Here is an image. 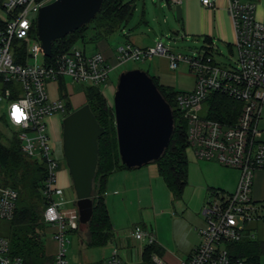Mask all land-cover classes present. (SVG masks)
Returning <instances> with one entry per match:
<instances>
[{"label":"built area","instance_id":"2783aa9c","mask_svg":"<svg viewBox=\"0 0 264 264\" xmlns=\"http://www.w3.org/2000/svg\"><path fill=\"white\" fill-rule=\"evenodd\" d=\"M55 0H0L6 18H0V126L12 127L23 154L43 163L46 176L43 192L47 197L42 216L46 225L54 227L52 237L57 243L52 264H67L64 245L68 234L79 228L76 207H63L65 199L56 188L58 160L50 145L47 119L53 114L69 113L65 100L52 98L49 83H57L66 92V83L87 86L107 84L108 74L127 61H145L152 56L168 58L169 67L177 69L185 63L194 74V85L189 90H178L176 107L187 120V143L198 159L214 160L239 171L236 188L232 192L211 190L200 213L203 226L198 229L199 242L192 253L180 264H249L233 257L230 244L244 238L253 239V223L264 217V204L252 197L256 171H264V142L258 118L264 101V22L256 18V4L252 1L227 0V11L234 29L236 59L220 65L211 52L204 50L193 55H175L161 42L153 46L137 47L130 42L120 44L109 63L100 51L91 53L75 45L52 58L46 56L36 33L37 14L43 6ZM175 3L181 0H172ZM213 6L212 0H201ZM35 29V31H34ZM25 50L23 61H18L20 48ZM42 56L44 61H38ZM33 58L30 63L28 60ZM62 83L63 89L60 84ZM101 89V88H100ZM214 93L223 94L241 103L233 123L198 115L195 110ZM27 102L24 104L23 102ZM20 104L28 113V120L15 124L9 116L10 107ZM18 191L6 185L0 176V219L14 217ZM138 241L137 252L142 256L145 246L155 244L153 233L142 226L131 232ZM146 242V243H145ZM145 243V245H143ZM118 249L103 259L102 264H127L117 254ZM153 264H167L155 253ZM0 264H22V259L10 253L9 239L0 235Z\"/></svg>","mask_w":264,"mask_h":264},{"label":"rangeland","instance_id":"374dc122","mask_svg":"<svg viewBox=\"0 0 264 264\" xmlns=\"http://www.w3.org/2000/svg\"><path fill=\"white\" fill-rule=\"evenodd\" d=\"M161 3L162 0H134L135 8L132 18L126 24L124 23L120 30L106 36L109 43L112 46H115L117 41L122 44L126 43L123 34L124 27L127 24L128 26L135 25L144 17L148 21V26L143 25L142 32L132 34V40L136 45L145 46L153 43L155 39H158L159 42L167 46L170 52L175 55H193L197 53L196 49H199V52H203L204 49L200 48L202 44L201 40L188 38L182 34H165L172 15L168 13L169 11L166 7H161ZM166 17H168V23L163 21ZM0 18H6V13L2 9H0ZM231 30L232 34L230 33V37L234 39L233 27ZM94 32L93 25L87 26L84 30L85 37L83 39L79 38L75 46L89 52L93 48L92 41H89V39ZM220 49V54L214 53L213 55L215 62L220 65H225L236 59L237 52L235 48L227 50V48L220 46ZM147 60L127 61L109 72L106 82L114 84V89L107 98L109 105L113 106V96L120 72L130 69L146 71ZM28 61L32 63L34 59L30 58ZM38 61L43 62V57L39 56ZM180 65H183V63ZM52 83H49L50 96L57 98L60 97V93L63 95V90L60 91L58 89L57 83H53L55 86ZM85 86L84 83H70L69 79H67L65 93L67 92L69 94V100H71L72 105L73 100L75 102V100L85 99ZM54 87L55 91L53 89ZM100 88L104 95L105 87L101 85ZM53 93L54 95H52ZM3 106L4 102L1 101L0 112ZM208 107L209 102L205 101L195 110V113L204 115ZM58 115L61 122L65 115ZM13 130L12 127L5 128L0 126V137L5 142H8V139L12 138ZM259 140L264 142V132L262 133V137H259ZM50 145L53 150V155L58 160L57 171L66 169L61 139L58 141L51 139ZM186 156L188 161L187 185L184 187L180 198L173 199V196L161 178L158 177L154 163H148L141 169H136L133 172L140 174V177L137 180L138 183L136 184L135 191L130 192L131 194L129 193V197L125 198L124 202L114 204V202L109 201L108 203L107 211L113 227L112 238L101 246H86L84 241H82L85 239L86 231L85 227L81 225L77 231L68 234L69 242H66L64 245L67 264H98L114 248L118 249V256L128 264H142L140 255H135L138 241L131 234L136 225L145 226L147 230L154 233L153 235L163 250V258L169 264H180V261L184 259V253L181 252V248L183 246L197 245L200 238L196 232V228L189 224L187 220H183L182 216L187 217L186 213L197 212L202 201H206L213 188H217L219 185L231 188L239 178L238 171L231 167L221 165L214 160L198 159L189 146L186 148ZM72 190L73 188L61 189L58 191V194H61L64 199H69L72 197ZM17 204H19V200ZM69 204L65 205V207L70 206ZM184 208H187V212L182 214ZM252 226L255 228L253 229V239L261 238L263 230L260 226V221L253 223ZM10 228V220L0 219V235L6 237ZM124 235L126 238H124L123 242L118 243V239ZM246 239L244 238L243 240ZM258 264H264V253L260 254Z\"/></svg>","mask_w":264,"mask_h":264},{"label":"trees","instance_id":"16d2710c","mask_svg":"<svg viewBox=\"0 0 264 264\" xmlns=\"http://www.w3.org/2000/svg\"><path fill=\"white\" fill-rule=\"evenodd\" d=\"M134 8V0H103L99 11L89 23L53 42L52 58L70 49L79 38L83 39L84 30L89 25H93L95 31L90 39L106 37L120 30L123 24L132 18ZM24 53L25 50L21 47L18 61H23ZM152 79L171 106L174 123L168 146L158 159L150 163L156 165L158 175L171 192L173 199H177L181 197L187 184V120L176 107L175 97L178 90L161 85L154 77ZM60 87L63 89L62 83ZM84 92L85 103L89 105L96 121L104 129L98 138V159L92 190L93 214L90 221L83 225L86 233L82 241L86 246L92 247L106 244L113 236L112 223L103 198L106 179L111 172L128 167L121 163L118 153L113 106L109 105L99 86L86 85ZM62 97L68 111H72L67 95L63 94ZM208 102L207 116L228 123L235 121L241 107L240 102L219 93H214ZM8 140L5 142L0 137V176L6 185L18 191L19 200L6 236L10 243V253L20 257L22 264H52L54 255H48L45 250L46 224L42 216L47 205V197L43 192L45 167L43 163L23 154L14 134ZM260 226L263 230L261 238L230 244L233 257L243 258L249 264H258L260 254L264 253V217L260 220ZM155 249L154 244L144 247L142 258L145 264H153L151 254ZM102 262L103 260L98 264Z\"/></svg>","mask_w":264,"mask_h":264},{"label":"water","instance_id":"95a60500","mask_svg":"<svg viewBox=\"0 0 264 264\" xmlns=\"http://www.w3.org/2000/svg\"><path fill=\"white\" fill-rule=\"evenodd\" d=\"M102 1L55 0L40 8L36 33L45 55L51 56L56 39L89 23ZM113 110L121 163L138 168L158 159L169 144L174 120L171 106L146 71L133 69L119 75ZM103 132L87 103L61 120L62 151L81 225H86L93 214V179L98 138Z\"/></svg>","mask_w":264,"mask_h":264},{"label":"crops","instance_id":"0c3cea01","mask_svg":"<svg viewBox=\"0 0 264 264\" xmlns=\"http://www.w3.org/2000/svg\"><path fill=\"white\" fill-rule=\"evenodd\" d=\"M212 1H213V6L208 7V6H204L201 3V0H181V2L178 3H175L172 0H162L161 7H166L169 11L168 13L172 15V19L170 23H168L169 21L168 17H166V19H163L165 23L166 22L168 23L165 34L166 35H171L172 33L182 34L183 36H187L188 38L201 40L202 44L200 48H203L204 50L211 52L212 56L214 55V53L217 54L221 53L220 46L227 48V50H232L233 48H235L234 39L230 37V33L232 34L231 29L233 27V24L229 16V13L227 11V0H212ZM242 1L254 2L256 4V12H255L256 18L264 22V0H242ZM143 25L148 26V21L144 17H142L140 19V22L135 25L128 26L127 24L126 27H124L125 29L123 30L125 41L130 42L134 46L141 48L153 46L156 42H158V39H155L153 43L147 44L145 46L144 45L139 46L133 42L132 34L135 32H142ZM89 41H92L93 48L90 49L89 52H87L86 50L85 52L91 53L95 51H100L103 53V55L106 57L109 63L112 64L114 63V54L116 52L117 46L122 44L121 42L119 43V41H117L116 45L112 46L109 43L107 37H99V38L94 37L92 39H89ZM198 50L196 49L197 52ZM232 62L233 61L225 65H229ZM125 71L128 70H122L120 74ZM146 72L150 76L156 78L161 85L171 87L174 90H189L193 87L195 81L193 72H191L188 69L185 63H183V65H180L179 68L177 69H171L169 67L168 58L162 55H155L147 60ZM53 89L55 91V87ZM113 89H114L113 83L110 82L106 84L104 90L105 92L104 95L106 96V99L109 97V95H111ZM52 95H54V93ZM72 103L73 105L71 104V100H70L72 109H75L78 106L85 103V99L84 100L80 99L78 101L75 100V102L73 100ZM47 120H48L50 139H52L53 141L60 140L59 137L61 134V122L59 115L53 114L49 116ZM257 125L259 130L261 131V137H262V133L264 132V101L261 103L260 106V113H259ZM142 167L117 169L108 175L105 182L104 193H103V198L106 208H108L109 201L114 202V204L119 202H124L125 198L129 197V195L133 191H135L136 184L138 183L137 180H139L140 174H137V172H133V171H136V169H141ZM235 170L238 171L237 169ZM158 177L160 176L158 175ZM237 182L231 188L219 185L217 186V188H213V189H219L224 192H232L236 188ZM71 185L72 184H71L70 176L68 174V170L64 169L57 171V181H56L57 191L61 189L63 190L69 188L72 189L73 187ZM72 191H73L72 197L69 199H65L66 202L64 203L63 207H65V205H68L70 202L71 204H69L70 206L65 208L76 207L75 192L74 190ZM252 197L254 198L255 201L260 202L262 204L264 203V171L263 170H258L255 173L253 188H252ZM203 203L204 200L202 201V204L197 212H191L188 214L186 213L187 208H184L182 211L183 212L182 214L186 213L187 216V217H183L184 216L183 215L182 219L187 220L189 224L195 227L197 233H198V229L202 227L204 223L200 213V209ZM142 227L145 228V226ZM53 230H54L53 226L46 225L45 250L48 255H54L55 251L57 250V243L52 237ZM124 238H126L125 235L119 238L118 243L123 242ZM154 245H156V249L154 253L158 255L160 258H162L167 264H169L168 261L163 258V250L160 244L157 242V240ZM195 247L196 245H190L187 247L183 246L181 248V252L184 253V258L189 256ZM137 251L138 250L136 248L135 255H138ZM140 257H141V263L145 264L142 256Z\"/></svg>","mask_w":264,"mask_h":264},{"label":"clouds","instance_id":"9594fccd","mask_svg":"<svg viewBox=\"0 0 264 264\" xmlns=\"http://www.w3.org/2000/svg\"><path fill=\"white\" fill-rule=\"evenodd\" d=\"M27 104V102H23ZM10 119L17 125L28 120V113L20 106V104H13L10 107L9 112Z\"/></svg>","mask_w":264,"mask_h":264}]
</instances>
